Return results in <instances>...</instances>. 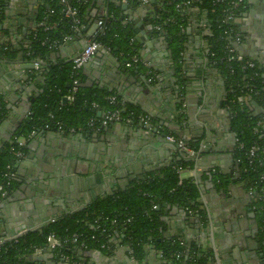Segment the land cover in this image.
Listing matches in <instances>:
<instances>
[{
	"label": "trees",
	"instance_id": "obj_1",
	"mask_svg": "<svg viewBox=\"0 0 264 264\" xmlns=\"http://www.w3.org/2000/svg\"><path fill=\"white\" fill-rule=\"evenodd\" d=\"M159 5L156 17L152 19L153 25L161 26V35L167 43L168 51L172 61L170 86L174 94L175 107L179 112V123L182 116V102L184 98L185 81L181 75L182 53L184 50V36L182 30L185 28L187 17L184 16L181 6L190 1L198 5L205 12L204 19L208 24L210 35L206 36L208 48V60L213 68L222 76L225 82L224 101L222 106L230 114V130L236 138L235 159L239 164V182L247 190H252L254 200L251 204L255 214L257 226H259V239L262 242V259L264 260V181L260 176L264 174V68L254 62V68L242 69V63L229 59L227 40L223 30L229 25L220 26L223 18L221 10L223 4L215 3L216 0H154ZM228 0H224L226 2ZM94 0H69L67 5H62L59 0H43L38 6L37 22L43 24L38 26L26 40V48L14 49L9 43L0 47V62H15L25 60L29 62H44L39 69L28 73L30 80L34 83V94L30 98V111L26 119L18 125L8 140L0 138V186H3L7 194L13 193L20 186L17 176L7 179L6 173L13 171L16 175L14 165L18 159L17 152H25V149L17 147L19 139H30L34 132L43 129H55L56 124L62 126V131L74 134H85L90 132L87 126L92 118H97L103 111L121 109L122 118L130 117L132 125L139 123L142 114L137 108L122 104L117 93L112 90L100 89L93 86H85L81 69L77 72L78 85L73 91L72 85V62H57L51 64V56L58 50L49 49L53 41L62 43L65 37L78 39L79 32L72 30L73 20L65 15V10L74 8L80 27L89 22V13ZM137 0H127L128 6L138 5ZM121 0L109 3L107 17H101L103 31L97 33L91 40L98 43L103 49L108 50L120 63L124 71H136L146 77L147 69L141 65L136 68H126L125 63L131 57L139 55V46L135 41V33L130 24L124 23ZM246 6L240 7L236 15L241 14ZM4 6L0 1V21L4 19ZM234 30V26L230 25ZM235 33V31H234ZM232 41V40H231ZM233 47V46H232ZM21 53V54H20ZM247 60V59H246ZM150 72L156 74L150 68ZM148 77V76H147ZM146 77V78H147ZM158 81H154L153 84ZM115 96V104H110L108 98ZM71 99L64 103L63 99ZM248 99L262 108V113H253L247 110ZM4 96H0V126L5 122L8 114ZM155 118L150 117L149 123L156 126ZM158 128L159 134L166 136L176 135L164 129V125ZM101 132V130H100ZM179 139V138H178ZM185 142L187 147L198 151V144L193 141ZM256 144L259 151L256 156L255 168L247 159L250 148ZM258 162H262L258 166ZM192 166V162L181 157L178 163L161 168L155 172L147 173L129 179L125 188L115 189L112 194L97 198L80 210L51 219L44 226L30 230L16 239L3 242L0 245V264H36L30 256L36 250H45L46 238L50 234L60 239H66L76 234L85 248L89 250L111 249L110 240L117 233L122 235V242L131 252V256L141 261L148 247H153L155 252L161 255L162 264H209L208 256L187 247L183 242L176 239H165L159 231H165L164 205L177 206L186 214L191 212L192 216L201 215L198 205L199 191L191 180H181L178 170ZM213 182L220 188L226 187L228 179L222 176L213 177ZM6 199L1 197L0 201ZM156 207L155 209L153 207ZM254 207V209H253ZM163 214V217H162ZM103 231H105L103 233ZM95 237L94 239H91ZM75 249L69 245L64 248L62 254L72 260ZM52 259L60 260L56 252H50ZM183 253L180 260L175 255ZM31 260V261H28Z\"/></svg>",
	"mask_w": 264,
	"mask_h": 264
},
{
	"label": "crops",
	"instance_id": "obj_2",
	"mask_svg": "<svg viewBox=\"0 0 264 264\" xmlns=\"http://www.w3.org/2000/svg\"><path fill=\"white\" fill-rule=\"evenodd\" d=\"M94 1L95 3L89 13V22L86 25L90 28H92L93 24H97L101 17H105L106 14L108 15L109 3L116 0ZM40 2V0H37V2L34 3V6L30 5L28 7L22 5L23 7H19L17 10L18 14L15 13L12 6L8 8V11L15 15L18 21L20 20L19 22L21 23V26L18 28L17 33L13 34L17 37L13 39L11 38V41L7 35L8 32L6 30H0V47H2L4 43H9L14 49H20V47L26 48L27 44L25 42L34 30L35 17L32 13H37ZM195 2H197V0ZM11 5L14 6L12 2ZM194 6V8H186L182 10L184 16L187 17V22H185V28L183 29L184 50L182 53L181 70L182 77L185 81L181 111V114L184 117L179 123H177L176 118L179 119L180 115L176 110L172 91L169 89L166 91L170 96L166 106L164 107L161 105L159 108H156L157 93H159L157 86L153 83H148L147 79L144 82L143 80L146 77L142 74H137L136 71H124L120 67L116 58L115 60L118 67L114 62L101 58L100 65L93 64L84 70L81 68L83 82L85 86H88L89 82H91L93 87L115 91L122 104L133 106L142 114H151V116L156 114L157 116H162L159 121L166 126L164 129H167L169 133L176 136L177 134H182L185 140L193 141L194 144H198L199 159H197V157L192 158L194 159L192 166H185L186 169L180 171L179 177L181 180H191L197 186L200 192L198 198L199 209L205 212L207 209V212L210 214L208 216L210 217L204 215L203 220L199 221L198 225L195 222L185 221L184 215L186 213L176 205L171 207L164 205L166 206L164 207L165 215L163 217L162 214V217L165 222L166 230L162 231L161 229V231H159L160 235L168 240L173 238L181 241L187 247H192L195 250H199L201 253L206 254L208 256V262L211 258L210 264H216V258H218L219 264H264L260 256V251L256 248L259 244V242L255 241L257 226H255L254 220L249 217L252 213V209L248 212L251 208V199L249 198L247 193L248 190L244 188V185L240 182V184L238 183L240 169L239 164L235 159L236 138H233L232 134L234 133L230 130V114L222 106L226 95L225 82L213 66L211 69L206 67V71L204 70V63H206V66H211L208 57L205 54L206 51L208 52L205 37L210 35V31L208 24L204 19L205 12L201 11L198 8V5ZM128 7L132 10L140 6L138 4L137 7ZM158 7L159 5L154 1V5L148 9L147 18L151 23L155 13L154 9H158ZM247 8L248 5L246 1L245 11H247ZM122 14H124L123 11ZM126 18L127 17L125 16L124 23L128 24ZM238 18L239 17H236L234 19V26L237 31L244 27V24L241 25L237 22ZM5 19L6 18L0 21V23H4ZM141 24V26H143L142 20ZM23 29L25 34H22ZM90 30L91 29L86 33H81L78 36V39H73L68 45H62L55 54L51 56V64H56L61 61L67 62L80 53L82 50V46L79 45L80 41L87 43L93 38V35L96 32L94 29L89 36L88 34ZM147 37H149V33L146 31H144L141 38H137L135 35V41L139 46L138 51L142 50L143 41H148ZM162 38L161 35L156 34L151 42L156 45L157 48L152 49L143 57L140 55V57L148 63L151 69H153L158 81L160 78L159 76H163L161 79L162 83L159 85L165 87L170 84L173 63L171 61L167 43L165 41L161 42V40L158 42V39ZM241 43L242 39L237 42L238 45ZM237 49L238 46L236 45L234 50L238 53ZM103 55L104 57L107 56L106 54ZM20 59L21 58L18 57L17 60L19 61ZM39 64L45 63L40 62ZM1 67L5 72H9V67L11 66H5L3 64ZM97 67L102 68L103 72L105 68H110L112 72L117 73V79H121L123 76L124 79H129L133 84L135 83L139 85L135 86L132 83L130 85V82H128L132 89H129L130 86H127L123 92L113 89L115 84L107 79L110 77L108 75H102L100 77L101 72L98 71ZM117 68H119L122 73L119 70L116 71ZM15 71L17 72V76H21L23 73L22 70H19L18 66H16ZM30 71L31 70H27L24 73L28 74ZM20 84L25 89V91H22L21 89L19 91L26 98V102L21 100V93L12 91V88L14 89L15 87L14 83L9 82L7 88H2V91L0 92V96L6 93L9 98L12 97V101L15 103L13 105L14 108L20 109V116L16 115V119L14 118V120L20 118L22 120V117H24L23 120L26 119L27 115L23 113L22 106L29 104V100L35 90L29 88V86H23V82ZM9 98L4 97L6 104L9 103ZM67 101L68 99L66 98V102ZM247 102V110L252 111V114L262 113L263 110L261 107L250 102L249 99ZM104 113H106V111H103L100 115H103ZM6 120L4 122L6 125L2 127V124L0 126L1 140H5L6 136L10 137L13 133L12 128L14 125L11 123L12 120L10 122H7ZM159 121H156L157 125L152 126V129L158 131V128H161ZM132 126L135 130L138 129V126ZM262 129L264 131V122L262 123ZM29 141H31V138L20 139V142L24 144V155L27 152L26 145ZM165 144L166 143H164V146L160 149L155 151V154L159 153V157H156L153 161H149L151 166H148L145 163H135L130 165L127 161L126 165L123 166L122 173L120 175L118 174L117 177L109 178V175H104L103 172L98 171L99 169L96 165L94 166L87 161H83V163H79V161L76 162V164H74L73 167L70 166L71 168H69L68 171L66 170L63 175L58 174L59 178H55L54 174H45L44 176L48 177V181L51 182L52 185L57 186L58 184L59 187L58 189L54 187L56 191L52 192L50 195L46 192L40 196L42 201H53L52 205H43V203L38 200V203H31L30 205L26 204L25 207L24 205H21L22 203L15 201L13 203V208L10 207L7 215L4 217V222L0 224V243L9 241V236H13L12 238H14V234L19 229L20 225L35 227L42 224V226H44L52 218L54 219L65 214L73 213L82 209L97 198L112 194L115 189L125 188L126 185L123 184V182L119 184V178H123L125 173H134V175L138 177L147 174L144 173L145 167L151 168L156 166L155 170L152 171L155 172L161 168L178 163L180 158L185 154L176 148ZM203 144H205V146H203ZM204 151H207V153L204 154ZM202 156L205 157L203 158ZM189 159H187V161ZM20 160L21 159H19L14 165L17 170L20 166ZM215 163H218L221 167L212 170V172L215 173L213 177L216 175L225 177L228 179V184L224 188H220L216 182H213V184L218 192L223 190L226 197L215 192L211 186L208 173L213 166L216 167V165H213ZM201 195L203 196V199L206 200V202H204L205 205H207V208L203 204ZM230 206L233 208V213L228 208ZM28 207H30V209H28ZM43 207H45V209H43ZM49 213H53V215L49 217ZM186 215H188V218L195 219L192 215ZM2 217L3 216L0 215V218ZM233 218L241 221L240 225L238 221L235 223ZM233 227L235 229H233ZM212 238L214 240V245L217 248L218 256H215L216 254H214ZM109 242L111 244V249L109 248V250H107L108 248L101 251L92 250L93 253L99 251L104 254V259H94L90 256L91 253L85 252L86 250H89L87 248L75 249L73 251L76 252L74 255L75 260H72L69 263L82 264V261H86V264H94V261H96L97 264H132L130 259L134 258L131 256L129 249L124 246L121 234L117 233ZM154 251L155 250H153L152 247H148L144 258L141 260V264H162L159 252ZM245 253H248L249 255L243 256ZM44 254L51 256V253L45 250L36 251L32 254L34 257L32 261L35 262L36 257H41ZM56 263L59 264L60 260L56 261Z\"/></svg>",
	"mask_w": 264,
	"mask_h": 264
},
{
	"label": "water",
	"instance_id": "obj_3",
	"mask_svg": "<svg viewBox=\"0 0 264 264\" xmlns=\"http://www.w3.org/2000/svg\"><path fill=\"white\" fill-rule=\"evenodd\" d=\"M8 1L14 4L13 8L15 10V13H17L19 7H23L22 5L28 7L30 5L33 6L34 3L37 2V0H8ZM137 1L140 7L131 10L129 9L128 5H122L121 9L124 13V16L127 17L126 18L127 23L132 26V29L135 35L137 36V38H141L144 31L149 33V37H147L148 41L145 42L143 41L142 43L143 48L142 50L138 51L139 55L143 57L147 53H149L152 49L157 48V46L151 42L155 37V35L157 34V32L154 31L151 21L147 18L148 9L152 7V5H154V0H148L147 2H141L140 0ZM247 5H248L247 11H244L243 13L239 14L238 15L239 18L237 19V22L239 24L241 25L244 24L243 25L244 27L238 29L237 31L240 39H242V43L238 45L237 42H235L233 43V46L234 47L236 45L238 46L237 50L240 56L246 59L248 58L259 64L262 68H264V0H253V1L247 0ZM154 11H155L154 15H156L157 9H154ZM105 17H107V14L105 15ZM4 18L6 19L4 23H0V30H6L8 32L7 35L11 41V38L13 39L17 37L14 36L13 34L17 33V30L21 26V23L19 22L20 20L18 21V19H16V16L13 15L10 11L4 14ZM141 20L143 22V26H141L142 25ZM89 29H91L88 34L90 36L94 29L95 30L98 29V25L93 24L92 28L85 26L81 30V33H86L88 32ZM22 34H25L24 29L22 30ZM160 40L161 42H163L164 38L158 39V42ZM72 41L73 39H71L69 42H67L64 45L66 46ZM79 45L82 46L81 49L83 50L86 48L87 43L80 41ZM103 54H105L104 50L100 48L95 53V55L82 67L83 70L93 64L100 65L101 58L106 59L107 61L110 62H114L118 67L114 56L108 55L104 57ZM205 54L207 56L208 52L206 51ZM77 55H79V53ZM77 55H75L72 59L68 60L66 63H71ZM34 63L35 62H29L25 60H19L15 62H7V61L0 62V92L2 91V88L3 89L7 88V84L9 82L15 84V87L14 89L12 88V91H17L18 93H21L19 91L20 89L22 91H25L24 87H22L20 84L21 82H23L24 84L23 86H29V88L35 89L34 83H32L30 80V76L24 73L27 70H31V71L34 70ZM3 64L5 66H11L9 67L10 69L9 72H5V70L2 69L1 66H3ZM16 66L19 67V70H22L23 73L21 76H17V72L15 71ZM206 67L208 69H211L212 65L206 66V63H204L205 71L207 69ZM97 68L98 71L101 72L100 77L102 75L103 76L108 75L110 77L107 79L111 83L115 84L113 89L123 92L127 88V86H130L131 83L133 84V82L130 81L129 79H124L123 76L121 79H117V73L112 72L110 68H105L104 72L102 68L100 67ZM118 70L119 68L116 69V71ZM159 77H160L159 81L154 84L155 86H157L159 91V93H157L156 108H159L161 105H163L164 107L166 106V104L168 103V99L170 97L166 93V91H168L169 86L171 88L170 84L165 87L164 86L161 87L159 84L162 83L161 79L163 76L160 75ZM143 81L145 82L146 78H144ZM128 82H130V85ZM133 85L138 86L139 84L134 83ZM88 86H92V83L89 82ZM129 89H132L131 86L129 87ZM2 95L5 98L7 97L9 98V96L6 93ZM21 95H22L21 100L23 102H26L27 100L24 97V95L22 93ZM8 101L9 103L6 106L8 110L6 121L10 122L12 120L11 123H13L14 125V127L12 128V132H14L18 127V125L21 124L24 117L21 116L22 120L21 118L18 120H14L15 116L20 114V109L14 108L13 105L15 103H13L12 97H10ZM63 101L66 102V98H64ZM22 109H23V113L25 115H28L30 111V102L29 104L22 106ZM99 116L100 114H98V117ZM148 116L155 117L158 121L161 120L162 118V116H157L156 114H153V116L149 114ZM5 125L6 124L3 123L2 127ZM160 125H164V124L160 122ZM136 126H138V129L135 130L133 126L125 127L123 125L118 124L115 126H108L106 128H102L101 132H86L85 134L65 133L64 131H60L56 128L37 130L36 132H34L33 135L31 136V141H29L28 144L26 145L27 152L25 153L24 157L20 160L19 169L18 170L16 169V176L18 182L20 183V186L17 188V190L14 193L7 194L6 199L0 203V215L3 216L2 218H0V224L4 222V217L7 215L10 207L13 208V203L15 201L22 203L21 205H24L25 207L26 204L30 205L31 203H35V204L38 203V200L41 203H43V205H47V206L52 205L53 201L51 202L44 200L42 201L40 199V196L42 194H45L46 192L50 195L52 194V192L56 191L55 188L58 189L59 187L58 184L57 186L52 185V183L48 181L49 180L48 177L44 176L45 174H54L55 178H59L58 174L63 175L66 172V170L68 171V169L73 167L74 164H76V162L79 161V163H83V161H87L94 166L96 165V167L99 169L98 171L103 172L104 175L105 174L109 175L108 176L109 178L117 177L118 174L120 175L122 173L123 166L126 165L127 161L129 162L130 165L131 164L133 165L135 163H145L148 166H151L149 161H153L154 159H156V157L157 158L159 157V153L155 154V151H157L162 146H164V143H166L165 145H169L177 149L176 145L170 144L169 142L166 141L165 139L166 135L159 134L156 129H152L151 124L143 125L138 123ZM232 136L233 138H235L234 134H232ZM177 137L179 139H185L182 134H177ZM8 139L9 137L6 136L5 140ZM203 146H205V144H203ZM206 153L207 151H204V154ZM183 157L189 159V157H187L186 155H183ZM202 157L204 158L205 156ZM188 161L194 163V159L192 158L189 159ZM213 165H216V167L213 166V168H211L208 173L212 189L215 192L220 193L222 196L226 197V194L223 192V190L218 192L215 185L213 184V176L215 175V173H213L212 170L214 168L221 167L218 163H215ZM155 168L156 166L151 168L145 167L144 173L152 172L155 170ZM125 175L123 178H119L120 180L119 184L123 182V184L127 186L129 179H132L136 176L134 175V173L133 174L125 173ZM199 196H200V192H199ZM249 198L251 199L250 201V207H251L253 198L250 195ZM201 199H203V196ZM204 201L206 202V200L203 199V204L205 205ZM205 207L207 208V205H205ZM228 208L233 213V208L231 206ZM28 209H30V207H28ZM43 209H45V207H43ZM251 209L252 208H250L248 212H250ZM56 211L58 212L57 209ZM199 211H201V215L195 216V219L188 218V215L185 214L184 215L185 221L195 222L196 224L199 225V221L203 220L204 215L205 216L210 215L209 212H207V209L206 212L201 209H199ZM52 215L53 213L51 214L49 213V217H51ZM249 217H251L254 220L255 226H257L253 210L251 215H249ZM233 221L235 223H237L238 221L240 225L241 221H239L238 219L233 218ZM40 227H42V224H39L35 227L20 225L19 229L15 232L14 236L20 237L21 234L26 233L30 230L38 229ZM233 229L235 228L233 227ZM256 234L257 235L255 241L259 242L256 248L257 250L260 251V256L262 258L263 256L261 251L262 246H261V240L259 239L258 226L256 227ZM12 237L9 236L10 240L15 238ZM212 244H213L212 247L214 254H216L215 256H218L217 248L214 245V240L212 241ZM85 252L91 253L90 256H92L94 259L96 258L104 259L105 257V255L99 251L93 253L91 250H86ZM72 254L75 255L76 252L72 251ZM248 255H249L248 253L243 254V256H248ZM30 259L33 260L34 257L31 255ZM130 260L132 264H141V261H137L135 259H130ZM210 261L211 258L209 259V264ZM35 262L36 264H58L56 263V259L53 260L51 256H48L46 254H44L41 257H36ZM94 262H95L94 264H97L96 261ZM60 263L70 264L63 261L62 259H60ZM86 263H87L86 261H82V264H86ZM216 264H219L218 258H216Z\"/></svg>",
	"mask_w": 264,
	"mask_h": 264
},
{
	"label": "built area",
	"instance_id": "obj_4",
	"mask_svg": "<svg viewBox=\"0 0 264 264\" xmlns=\"http://www.w3.org/2000/svg\"><path fill=\"white\" fill-rule=\"evenodd\" d=\"M60 3L62 5H67V3L69 2V0H59ZM141 2H147L148 0H140ZM196 1V0H193ZM198 1V0H197ZM215 3L217 4H223V8L221 10V14H223V18L220 21V26L222 25H229V27L225 30H223V35L227 40H230L227 45V51L229 53V59L230 60H235L238 63H242V69L245 68H254V61L243 58L242 56H240L236 50H234L233 43L234 42H239L240 41V37L239 34L237 33V30L234 26V19L236 17H238V15H236V13L238 12L240 7H243L244 5L246 6V0H228L226 2H224V0H216ZM121 4L122 5H127V0H121ZM194 3H191L190 1L184 2L183 5L181 6L182 10L186 9V8H194ZM158 11V9H157ZM65 15L69 18H72V22H73V26H72V30H74V32H79V30L83 27H80V20L77 18V11L76 9H72V8H67L65 10ZM154 17H156V15L153 16L152 19H154ZM42 23L39 24V26L42 27ZM98 25V29L96 30L95 34L93 35V37L97 34L103 31V22L102 21H98L97 22ZM230 25L234 26V30L232 28H230ZM154 31L157 32V34L159 35V32H161V26L159 25H154L153 26ZM235 31V33H234ZM183 32V30H182ZM72 38L71 37H65L62 41L61 44H59L57 41H53L51 42V44L49 45V49L51 50H57L59 49L62 45L66 44L67 42H69ZM232 40V41H231ZM103 47H101L98 43H96L93 40H89L87 42V46L85 49H83L81 51V53H79V55H77L73 61H72V74H71V79H72V85H73V91L76 90L77 85H78V79H77V72L95 55V53ZM104 50V53L108 56L111 55L109 53L108 50ZM117 60V59H116ZM118 62V60H117ZM119 63V62H118ZM120 65V63H119ZM138 65L143 66L144 68L147 69L146 72V79L148 81V83H153L154 81H158L156 74L154 75L152 72H150V67L148 65V63L146 61H144L141 57L138 56H133L131 57L129 62L125 63V67L126 68H136ZM40 64L38 62L34 63V68L35 70L39 69ZM182 75V72H181ZM68 100H70V97H67ZM108 101L110 104H115L116 99L115 96L108 98ZM149 119L150 117L148 115H142L139 117V123L143 124V125H149ZM123 125V126H132V120L130 117L127 118H122L121 116V109L117 108L113 111H108L106 113H104L103 115H100L97 118H92L89 120L87 126L90 128V132H100V130L102 128H106L108 126H114V125ZM56 129L62 131V126L57 123L56 124ZM70 133H74V130L71 129ZM166 141L169 142L170 144H174L177 146V149L184 153L187 157L189 158H195L197 157V159H199V153L198 151H194L193 149L187 147V145L185 144L184 141L173 137V136H166L165 137ZM17 143V147L24 149V144L20 142V139L16 141ZM259 151V147L254 144L249 152H248V162L249 164L255 168V161H256V156L257 153ZM16 158L22 159L24 157V153L23 152H17L15 153ZM262 162H258V166H261ZM180 169L178 170V172L180 173ZM6 177L7 179H14L16 177L15 173L13 171H9L6 173ZM260 181L263 182L264 181V174H262L260 176ZM0 193H1V197L6 196V192L3 189V186H0ZM249 195L253 198L254 200V195L252 190H249ZM1 203V201H0ZM154 209L156 208L155 206L153 207ZM264 208V207H263ZM254 209V207H253ZM189 215H193L191 212L188 213ZM161 231V230H160ZM105 231H103L104 233ZM25 234V233H23ZM21 234V236L23 235ZM17 237H15L14 239H16ZM95 237H92L91 239H94ZM80 238L78 235L73 234L72 236H70L69 238L66 239H60L58 237H56L53 234H50L49 236H47L46 238V246H45V251L47 252H56L59 254L60 258L65 261V262H71V258L68 256L63 255L61 252L64 248H69V245L73 246L74 249H84L85 245L83 242L79 241ZM5 242V241H4ZM3 244V242L0 243V245ZM101 249H106L105 245L101 246ZM36 251H42V250H36ZM35 251V252H36ZM43 256V255H42ZM183 257V253H178L175 255V259L176 260H180Z\"/></svg>",
	"mask_w": 264,
	"mask_h": 264
},
{
	"label": "flooded vegetation",
	"instance_id": "obj_5",
	"mask_svg": "<svg viewBox=\"0 0 264 264\" xmlns=\"http://www.w3.org/2000/svg\"><path fill=\"white\" fill-rule=\"evenodd\" d=\"M1 1V4H3V6H4V14L5 13H7L8 12V8L9 7H11L12 5H11V3H10V1H8V0H0ZM41 2H43V0H40ZM247 1V0H246ZM40 2V3H41ZM39 3V4H40ZM34 6V5H33ZM39 6V5H38ZM12 7H14V6H12ZM18 12V11H17ZM243 13V12H242ZM33 15H34V30L32 31L33 33L35 32V30H36V28L39 26V22H37V15H38V11H37V13L36 14H34V13H32ZM248 194H249V190H248V192H247ZM252 208V207H251ZM254 212V211H253ZM255 215V214H254ZM260 227L258 226V231H260V229H259ZM261 246H262V242H261ZM153 248V247H152ZM153 250H154V248H153ZM159 255H160V253H159ZM160 260H161V255H160ZM263 260V259H262ZM263 263H264V260H263Z\"/></svg>",
	"mask_w": 264,
	"mask_h": 264
}]
</instances>
